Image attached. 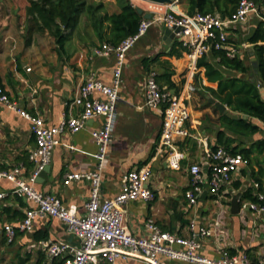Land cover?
Wrapping results in <instances>:
<instances>
[{"label": "crops", "instance_id": "1", "mask_svg": "<svg viewBox=\"0 0 264 264\" xmlns=\"http://www.w3.org/2000/svg\"><path fill=\"white\" fill-rule=\"evenodd\" d=\"M87 1L103 3L108 13L118 10L115 0ZM182 2L173 0V10L186 13ZM27 4V0H0V5L5 7L0 9V84L20 108L29 114L41 116L46 124H56L61 117L76 116L81 111L78 90L89 72H94L95 77L103 83L111 82L115 56L113 53L102 56L95 52L103 43L88 25L85 29L79 27L80 31L74 30L64 49H59L55 41L45 34L35 33L26 40L24 24ZM133 5L146 12L148 1L133 0ZM83 20L81 27L86 18ZM259 22L257 17L251 16L229 29L230 39L238 49L237 55L250 68L247 75L254 77L258 58L253 44L247 39ZM164 29V26L159 25L147 29L135 42H139L136 47L134 44L133 49L125 55L115 126L109 154L102 169L101 195L114 196L121 189V178L125 172L149 164L151 176L147 186L154 194L153 199L137 198L122 207L123 225L130 233L144 234V222L152 218L161 229L188 236L191 220L200 225L212 226L213 222L221 218L216 234L201 238L199 252L211 258L220 257L223 253H246L253 264H264V212L257 213L247 208L244 205L250 200L243 198L248 189L252 194L264 196V146L257 144L264 139V124L254 119L259 130L235 138L233 145H237L238 149H250L248 164L233 172L230 181L222 184L217 193H211L209 186L204 185L197 201L191 204L185 197V191L190 187L187 169L197 163L203 168V173L208 174L211 162L208 150L217 142L218 133L223 129L219 117L225 113H221L208 101V97H213L211 94L202 95L200 89L201 85L216 88L218 82L208 81L204 68L197 67V61L193 63L184 51L180 56L169 55L173 43L179 41V38L175 35L166 46ZM258 44L264 47V41L260 40ZM207 58L212 61L209 53ZM166 61L168 65L164 64ZM212 63L225 77L240 75L234 70L222 68L216 60ZM165 68L172 71L170 79L176 87H180L178 92L172 89L174 93L181 91L189 78L188 71L194 69L192 82L195 90L187 103L189 118L183 124L189 135L175 137L176 146L184 153L179 170L171 169L165 152L158 150L162 108L144 104L147 72L154 70L158 77L164 73ZM259 91L264 99V87L260 85ZM96 96L104 97L99 93ZM236 114L238 117L239 113ZM100 122L99 117L93 118L79 131L61 134L59 143L51 150L47 171L33 182L37 190L56 195L66 206H74L78 215L84 213L90 184L85 179L65 184L63 179L68 171L88 172L95 169L96 145L90 131ZM35 145L29 120L0 102V169L20 167L21 175L27 179L34 169L29 153ZM14 188V182L0 178V192L5 193L0 199L1 263H11L17 261L19 256L29 254V262L34 264L39 251L45 252L50 258L42 242L66 240L75 245L80 244L79 239L66 230L62 221L50 216L37 218L33 230L17 231L13 239L6 242L4 225L16 226L24 217L25 210L32 206L26 197L13 192ZM238 191L241 192L240 209L238 213H232L230 199ZM261 203L264 204V199ZM44 232L48 234L47 239H34L35 233ZM159 263L195 264L165 257H161ZM91 264L109 263L99 257L96 263ZM117 264L146 263L129 258L118 259Z\"/></svg>", "mask_w": 264, "mask_h": 264}, {"label": "built area", "instance_id": "2", "mask_svg": "<svg viewBox=\"0 0 264 264\" xmlns=\"http://www.w3.org/2000/svg\"><path fill=\"white\" fill-rule=\"evenodd\" d=\"M172 2H148L146 12H150V17L142 16L135 34L126 37L117 46L103 43L96 48L95 52L99 55L114 54L113 76L111 82L106 84L98 80L94 72L86 75L78 90L82 109L76 116H63L56 124H46L41 116L29 114L20 108L0 84V102L29 120L36 144L29 153L34 169L27 179L21 175L20 167L11 170L0 169V178L15 183L13 192L26 197L32 203L16 226L4 225L7 241H11L17 231L33 230L37 218L50 216L62 221L66 230L80 241L79 245L66 240L41 243L48 256H63V264H91L96 263L99 257L107 260L109 264H117L118 259L129 258L146 264H160L161 257L195 264H253L246 253H223L220 257L211 258L199 252L202 246L201 238L216 234L221 218L213 222L212 226L200 225L191 220L188 224V236L165 231L152 218L144 222V234L130 233L123 225L122 207L137 198L153 199L154 194L147 186L151 176L149 164L125 172L121 178V189L114 196L101 195L102 169L109 154L116 121L122 67L127 51L139 37L153 24L165 28L179 27L175 35L185 49L184 52L194 63L213 49H223L229 56L237 55L238 49L229 35V29L236 23L255 16L262 23L264 30V0H261L260 4L253 0H240L235 12L226 17L216 13L176 12L172 8ZM188 73L189 78L179 93L160 87L154 70L147 72L144 82L145 106L162 108L158 150L165 152L168 166L175 170L181 169V160L184 157V153L175 144V137L189 135L183 124L189 118L187 103L195 90L192 82L194 69H190ZM97 93L104 97L96 96ZM97 117L101 122L90 131L96 145L95 169L88 172L68 171L63 179L65 184L80 179H85L90 184L84 213L78 215L74 206H66L56 195L37 190L33 187V182L49 163L51 150L59 143V136L77 132L86 126L88 120ZM208 156L211 162L207 175L197 163L191 164L187 169L190 187L185 191V197L191 204L197 201L204 185L209 186L211 193H217L222 184L230 181L233 172L247 164V160L241 155H232L222 147L208 150ZM4 196L5 193L0 192V199ZM258 198L263 199V195L259 194ZM244 206L257 213L264 212V205L258 202L249 201Z\"/></svg>", "mask_w": 264, "mask_h": 264}, {"label": "trees", "instance_id": "3", "mask_svg": "<svg viewBox=\"0 0 264 264\" xmlns=\"http://www.w3.org/2000/svg\"><path fill=\"white\" fill-rule=\"evenodd\" d=\"M182 5L188 14L196 12L202 14L216 13L222 17L230 16L235 12L240 0H182ZM260 4L261 0H253ZM25 8L26 18L24 24L25 38L29 40L32 34H45L50 36L59 49H64L68 40H70L74 30L80 31L85 26H90L92 32L102 43H109L117 46L123 39L137 32L142 14L137 11L133 5V0H115L118 10L108 13L104 9L103 3H93L87 0H27ZM0 9H5L0 5ZM86 18L84 26L83 19ZM253 44L254 51L257 55L256 76L247 75L249 66L239 55L229 56L223 49L211 50L210 56L222 68L234 70L239 76L225 77L223 72L217 68L207 55L197 59V67L204 68V75L208 81H217L216 88L201 85V93H209L218 101L226 105L230 111L239 113L238 117H231L221 114L219 121L223 129L219 131L217 142L211 145V150L222 147L232 155H241L247 160L250 149H238L233 145L237 135L248 136L259 130L253 120L257 119L264 124V99H262L259 86L264 87V47L258 44V41H264V30L262 23L259 22L253 33L247 39ZM233 42V41H232ZM185 49L181 46L180 41L173 43L169 55L180 56ZM168 65L166 61L164 63ZM172 71L165 68L163 74L157 77V83L160 87L178 92L180 87H176L170 79ZM161 79V80H160ZM247 115L248 117H243ZM230 134V135H229ZM195 144V143H194ZM258 145L264 146V139L257 142ZM234 185H237L235 183ZM243 198L249 199L260 204L261 200L258 195L252 194L248 189L244 192ZM264 205V204H263ZM48 234H34V239H47ZM7 242V239L4 238ZM4 242V241H2ZM29 254L19 256L17 261L0 264H30ZM64 258L60 256L47 257L45 252L39 251L37 260L34 264H63Z\"/></svg>", "mask_w": 264, "mask_h": 264}, {"label": "water", "instance_id": "4", "mask_svg": "<svg viewBox=\"0 0 264 264\" xmlns=\"http://www.w3.org/2000/svg\"><path fill=\"white\" fill-rule=\"evenodd\" d=\"M146 1L162 4V3H170L173 0H146ZM137 11L146 18L150 17V12H144V10L140 7H137ZM178 31H179V27L165 28L164 29V39H165L166 46H168L171 43V40L174 38L176 32H178ZM208 101L210 103H212L216 108H218L221 113H225L226 115L232 116L234 118L237 117L236 113H231L223 103L217 101L215 98L208 97ZM243 116L247 117V115H243ZM47 169H48V165L44 166V168L39 172L36 180H38L40 177H43L45 174V171H47ZM240 196H241V192H239V191L232 194V197L230 199V211L232 213H238L239 212Z\"/></svg>", "mask_w": 264, "mask_h": 264}, {"label": "rangeland", "instance_id": "5", "mask_svg": "<svg viewBox=\"0 0 264 264\" xmlns=\"http://www.w3.org/2000/svg\"><path fill=\"white\" fill-rule=\"evenodd\" d=\"M157 25H158V24H153V25H151L148 29L151 30V29L157 27ZM159 26H161V25H159ZM150 30H149V31H150ZM139 41H140V40H139ZM138 43H139V42H137L136 44H138ZM134 44H135V43H134ZM136 44H135V46H134V45H133V46L136 47ZM133 46L131 47L132 49H133ZM131 48H130V49H131ZM130 49H129V50H130ZM132 49H131V50H132ZM129 50H128V51H129ZM128 51H127V52H128Z\"/></svg>", "mask_w": 264, "mask_h": 264}]
</instances>
